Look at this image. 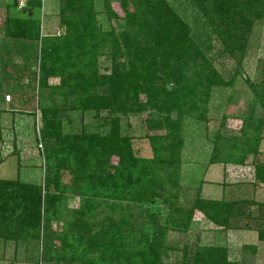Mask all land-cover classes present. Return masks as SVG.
<instances>
[{
    "label": "trees",
    "instance_id": "1",
    "mask_svg": "<svg viewBox=\"0 0 264 264\" xmlns=\"http://www.w3.org/2000/svg\"><path fill=\"white\" fill-rule=\"evenodd\" d=\"M194 1L212 25L214 14H217L223 30L212 29L224 49L238 57L240 64L252 21L264 16V0ZM120 2L124 15L116 18L124 22L123 27L119 32L105 33L114 60L110 72L97 75L95 61L94 65L91 61L101 45L91 6H85V0H66V8L73 15L65 23V34L41 38L39 86L44 88L47 79L57 75L64 77V83L73 81L70 90L85 93L73 102V107L78 103L76 109H95L96 112L106 109L124 114L128 110H144L146 105L151 106L158 112V125L166 126V132L157 136L159 143L154 148L155 155L144 158L132 152L130 139L120 134L117 116L111 118L109 131L104 135L97 132L63 133L58 109L52 106L41 109L45 158L49 169L51 160L57 164L53 179L52 175H47L46 194L41 193L38 185L0 178V236L9 237L29 229L32 236L37 237L41 207L46 213L49 207L56 208L58 204L50 187L59 186L63 190L59 170L65 166L69 168L73 175V192L81 197V209L75 223L79 235L70 233L67 236V233L60 238L61 247L57 251L66 264H170L163 260V248L155 239H150L141 229L135 231L133 212L127 206L130 203L149 205L159 198L170 205L166 188L177 184L181 119L185 115L203 119L210 87L224 83L223 77L206 58L196 34L166 0ZM129 3L130 8L127 7ZM4 33L13 39L33 41L40 38L38 23L30 17L7 18ZM79 58H82L83 68L78 72L75 69L67 72L75 67V60ZM166 82L170 83L168 88ZM89 85L96 95L86 93ZM99 87L104 93L97 94ZM140 94L144 101L138 100ZM257 95L264 107V87ZM262 124L263 120L253 118L252 114L244 117L241 136H235L233 141H222L221 146L216 143L213 150L221 148L225 152L223 155L220 151L213 153L210 162L243 164L249 154L258 155V132ZM114 156L116 164L111 163ZM255 179L264 182V160L255 164ZM62 193L65 192L61 191L60 199ZM245 203L249 202L197 197L179 223L187 228L194 211L199 210L216 225L234 228L232 216L237 221L243 217L250 220L243 209ZM105 204L110 212L101 216L97 230L94 229L96 223L84 222L90 213H96V208ZM259 205L260 215L254 217L253 226L246 227L255 229L258 239L264 241V203ZM48 219L45 216L43 220ZM87 250L93 252L92 258L86 255ZM182 252V259L175 264H238L229 260L226 249L221 246L185 247Z\"/></svg>",
    "mask_w": 264,
    "mask_h": 264
},
{
    "label": "rangeland",
    "instance_id": "2",
    "mask_svg": "<svg viewBox=\"0 0 264 264\" xmlns=\"http://www.w3.org/2000/svg\"><path fill=\"white\" fill-rule=\"evenodd\" d=\"M65 1L0 0V178L38 185L43 195L47 191V175H52L53 179L57 164L51 160L49 169L45 158L42 108L57 107L63 133L97 132L104 135L109 131L111 118L117 116L120 134L130 139L132 152L144 158L155 155L154 148L159 143L157 136L166 132L165 125H158V112L149 105L144 110L133 109L124 114L106 109L99 112L95 109H76L78 103L73 107V102L78 95L85 93L71 91L73 81L64 83V77L57 75L49 77L44 88L39 86L41 38L65 34V23L73 15L66 8ZM166 1L196 34L206 58L223 77L224 83L210 87L203 119L191 115L181 119L178 127L181 143L177 184L166 188L170 205L162 198L149 205L130 203L127 207L133 212L132 225L136 232L141 229L150 239H155L163 248V260L170 264L182 259L183 248L196 246L224 247L229 260L238 264H264V241L258 239L255 229L246 227L254 225V217L261 213L259 203H264V182L255 179V164L264 160V107L257 95L264 87V16L252 21L239 64L238 57L224 49L221 39L213 31L215 28L220 32L223 30L217 14H214L215 23L212 25L194 0ZM87 5L91 6V16L99 29L97 39L101 43L91 61L93 65L95 61L97 75L108 73L114 60L105 33L119 32L123 27L124 22L118 18L124 15L123 5L120 0H85ZM130 5L127 4V7L130 8ZM9 17L36 20L40 38L32 41L5 35V21ZM81 59H76L75 67L67 72L74 69L78 72L83 68ZM166 84L168 88L170 83ZM90 85L86 93L96 95ZM96 92L104 93L101 87ZM6 95H9V100ZM143 99V94H140L138 100ZM250 114L263 120L258 132V155L249 154L243 164L210 162L213 153L220 151L223 155L225 152L221 148L213 150L216 143L228 139L233 141L235 136H241L242 120ZM111 160L112 164H116L115 156ZM68 169L65 166L59 170V183L64 189L50 187V192L57 196L58 204L56 208L49 207L46 213L41 207L37 237H33L29 229L9 237L0 236V264H66L59 258L57 249L61 247L60 238L67 233V236L70 233L79 235L75 223L80 218L81 209V197L73 192V175ZM61 191L65 193L60 199ZM197 197L249 202L243 205V209L250 220L243 217L237 221L232 216L234 228L226 229L195 210L188 227L184 229L179 220L187 216ZM109 210L108 204L97 207L96 213H90L84 222L96 223L94 229L97 230L101 216L107 215ZM45 216L49 218L47 221L43 220ZM86 255L92 258L93 252L87 250Z\"/></svg>",
    "mask_w": 264,
    "mask_h": 264
},
{
    "label": "built area",
    "instance_id": "3",
    "mask_svg": "<svg viewBox=\"0 0 264 264\" xmlns=\"http://www.w3.org/2000/svg\"><path fill=\"white\" fill-rule=\"evenodd\" d=\"M6 98L9 100V98H10L9 95H6Z\"/></svg>",
    "mask_w": 264,
    "mask_h": 264
}]
</instances>
